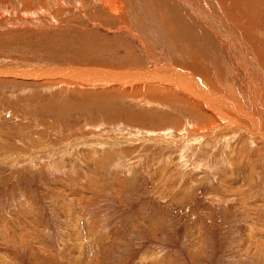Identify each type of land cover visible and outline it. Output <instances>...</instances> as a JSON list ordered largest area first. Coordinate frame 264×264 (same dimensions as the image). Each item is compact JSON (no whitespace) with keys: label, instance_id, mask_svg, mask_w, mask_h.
I'll use <instances>...</instances> for the list:
<instances>
[{"label":"rangeland","instance_id":"obj_1","mask_svg":"<svg viewBox=\"0 0 264 264\" xmlns=\"http://www.w3.org/2000/svg\"><path fill=\"white\" fill-rule=\"evenodd\" d=\"M179 4L0 0V264H264V94Z\"/></svg>","mask_w":264,"mask_h":264},{"label":"bare ground","instance_id":"obj_2","mask_svg":"<svg viewBox=\"0 0 264 264\" xmlns=\"http://www.w3.org/2000/svg\"><path fill=\"white\" fill-rule=\"evenodd\" d=\"M179 1L180 4L185 3L188 6L189 10L192 11V13L196 12L200 16H204L205 18L210 19L209 21H213L215 23V30L217 29L218 32L220 31L223 35L225 34V49L227 48L226 50H228L232 55L237 56V58H234V61L237 60L240 62V64L243 63L244 66H246L244 67V69L247 72L249 79L251 78L250 80L256 87L255 91L257 92V94H264V81L263 84L261 83V81L264 80V0H196V2H194L193 0ZM125 8H127V6ZM188 8L185 7L186 10ZM230 60L231 62L233 61V59L231 58ZM186 70H179L178 74L186 73L188 76L187 78L182 79L183 76H181V79H174L173 77L164 76L160 77V83L163 82L164 86L165 83L172 84L175 87L184 86L187 89L193 91L198 89L195 88L194 84H202V82L197 80V77H195L194 74H191ZM196 70L201 75L199 79H203L206 83V80L210 78L208 72L203 69L197 68L194 70V72H196ZM34 74L32 75L33 77H35ZM223 74L224 73H222V75L220 76V80H213L210 78L209 82L211 83L212 88L208 86L210 90L209 94H207L210 97H219V89L227 92L229 91L230 95L231 93L235 94L237 92V89H234L232 82L225 81V79L223 78ZM177 81L183 86L178 85ZM156 82L158 81L156 80ZM210 83L208 84L210 85ZM196 97L200 98V95L197 94ZM260 99H262V97ZM229 102L232 105H237L232 101H228V103ZM258 132L264 135L263 129H259Z\"/></svg>","mask_w":264,"mask_h":264}]
</instances>
